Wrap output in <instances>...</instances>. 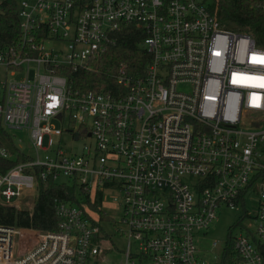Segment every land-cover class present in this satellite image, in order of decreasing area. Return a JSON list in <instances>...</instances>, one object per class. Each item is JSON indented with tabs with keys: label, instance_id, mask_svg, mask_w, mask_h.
<instances>
[{
	"label": "built area",
	"instance_id": "built-area-1",
	"mask_svg": "<svg viewBox=\"0 0 264 264\" xmlns=\"http://www.w3.org/2000/svg\"><path fill=\"white\" fill-rule=\"evenodd\" d=\"M18 18L20 37L0 47V129L23 130L30 153L0 139V202L62 176L102 201L117 193L124 264H223L225 245L210 261L198 238L252 188L256 225L233 250L236 264H264V47L225 27L212 0H19ZM123 25L143 34L142 67L121 63L109 88L68 83L60 70L88 68ZM65 132L80 151L67 153ZM55 211V230L0 224V264L103 257L101 220L72 202Z\"/></svg>",
	"mask_w": 264,
	"mask_h": 264
},
{
	"label": "trees",
	"instance_id": "trees-1",
	"mask_svg": "<svg viewBox=\"0 0 264 264\" xmlns=\"http://www.w3.org/2000/svg\"><path fill=\"white\" fill-rule=\"evenodd\" d=\"M18 3L16 0H0V47L20 37ZM212 6L225 27L249 34L257 45L264 47V0H212ZM142 39L143 34L139 29L132 25H123L110 32L104 50L90 60L88 68L77 71L62 68L60 72L67 76L68 83L70 81L81 90L109 88L116 83L112 74L121 63L134 69L142 67L146 58L140 46ZM8 140L1 139L12 148ZM77 187L66 180H39L31 208L0 202V224L31 227L41 231L55 230L60 222L55 211L58 201L77 204L97 224L100 220L109 219L101 207L102 192L96 191L91 197L88 192ZM77 190L84 198L83 201L76 197ZM105 235L108 237V234ZM222 263L236 264L233 236L226 240Z\"/></svg>",
	"mask_w": 264,
	"mask_h": 264
},
{
	"label": "rangeland",
	"instance_id": "rangeland-1",
	"mask_svg": "<svg viewBox=\"0 0 264 264\" xmlns=\"http://www.w3.org/2000/svg\"><path fill=\"white\" fill-rule=\"evenodd\" d=\"M19 1V0H16ZM58 42L57 44H61ZM49 44V43H48ZM52 46V43H50ZM2 69L0 68V72ZM19 138L22 140L19 142ZM62 146L69 152H78L82 146L83 140H73L69 133L62 134ZM0 139L8 140L12 139L14 143L21 145L22 150L26 153H30V149L25 144L24 131L10 129L3 127L0 129ZM87 143H92L93 139L88 137ZM65 178L60 176L58 181H62ZM25 192V191H24ZM79 190L76 191V197L83 201L84 198L79 194ZM117 193H105L104 199L101 203L103 211L108 215L109 219H103L101 221L102 228L107 232L108 237L106 239V250L103 253V257L99 258L95 263L89 264H124V251L127 248L128 236L127 233H123L120 229H124V225L121 224L119 218L121 217V207L113 201V195ZM34 191L25 193L24 197L14 201L19 207L31 208L33 204ZM256 193L252 188L248 190L245 195V206L237 208H228L222 206L217 209V217L213 220L212 224L206 230L205 234L200 235L198 238V248L200 249V256L213 260V256H219L222 247L225 245L226 240L230 236H237L239 233L245 234L247 230H253L256 225L253 213L256 208ZM131 241V249L133 250L136 243ZM217 241V246H212V242ZM138 264V262H135ZM144 264H154L151 261H146Z\"/></svg>",
	"mask_w": 264,
	"mask_h": 264
}]
</instances>
